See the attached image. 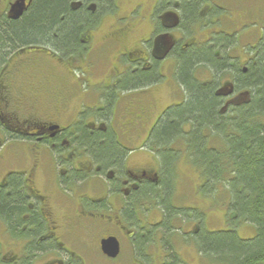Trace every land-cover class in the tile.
<instances>
[{
	"label": "flooded vegetation",
	"instance_id": "obj_1",
	"mask_svg": "<svg viewBox=\"0 0 264 264\" xmlns=\"http://www.w3.org/2000/svg\"><path fill=\"white\" fill-rule=\"evenodd\" d=\"M38 1L0 0V31L20 26ZM136 1L113 0L111 8L82 27L75 46L59 47L39 33L4 46L0 264H187L192 256L194 261L203 257L195 239L205 231L194 206L179 208L170 199L165 222L158 205L165 193L161 162L150 150L179 151L186 145V124L168 143L156 139L159 122L184 103L178 79L182 56L212 42L218 49L225 38L233 61L236 36L213 30L220 24L217 10L223 9L214 10L209 0H200L194 16L185 20L179 0L153 5L138 0L132 6ZM125 4L132 8L120 15ZM81 7L80 1L71 3L73 10ZM86 10L95 13L96 4ZM107 20L113 26L100 34L97 27ZM202 32L206 35L198 41ZM159 90L168 101L164 107ZM214 95L224 98L223 111L246 94L230 84ZM86 134L110 135L114 150L101 139L105 158L96 157ZM119 135L140 147H125L116 140ZM12 206L14 218L9 217ZM173 210L183 211L188 220L179 223ZM182 223L187 226L183 237L171 236ZM111 238L118 245L115 256L102 245Z\"/></svg>",
	"mask_w": 264,
	"mask_h": 264
},
{
	"label": "trees",
	"instance_id": "obj_2",
	"mask_svg": "<svg viewBox=\"0 0 264 264\" xmlns=\"http://www.w3.org/2000/svg\"><path fill=\"white\" fill-rule=\"evenodd\" d=\"M76 1L82 3L79 10L71 8ZM179 1L184 20L194 16L200 0ZM89 3L96 4L93 14L86 10ZM112 3L113 0H39L20 26L0 31V54L5 45L34 39L35 33L59 47L75 46L82 27L111 8ZM235 38L232 43L236 47ZM226 40H220L218 49L212 42L182 56L178 79L185 93L184 103L159 122L156 139L168 143L182 125H188L189 130L182 134L187 148L184 154L190 158L195 172L205 179L206 193L218 186L226 197L228 213L235 223L221 231L198 234L195 242L202 256L215 264H264V36L249 48L245 71L228 57ZM200 71L209 73L210 83L195 80ZM226 76L230 77L233 89L245 93L247 98L222 111L224 98L215 96L214 91ZM101 137L86 134L88 148L99 158L105 155L99 140L105 139L114 150L110 135ZM150 151L161 162V188L165 194L158 199V205L166 222L171 215L167 207L172 194L168 182L179 151ZM14 210L10 208V215L7 212L10 218H14ZM173 212L184 214L180 210ZM240 224L253 225L255 236L240 239L236 233ZM169 233L175 234L172 230Z\"/></svg>",
	"mask_w": 264,
	"mask_h": 264
},
{
	"label": "rangeland",
	"instance_id": "obj_3",
	"mask_svg": "<svg viewBox=\"0 0 264 264\" xmlns=\"http://www.w3.org/2000/svg\"><path fill=\"white\" fill-rule=\"evenodd\" d=\"M156 1L157 0H152L151 5L155 4ZM209 3L213 5L214 10L216 6L223 9L222 11L217 10V18L220 21V24L213 26V30L218 29L219 31L230 34L235 33L236 47L231 50V54L239 67H244L249 58V48L255 45L264 36V0H209ZM135 4H138V0L134 2L132 6ZM128 6L129 5L127 4L123 5L119 14L121 15L122 13L126 16L127 11L132 8H129ZM111 26H113V23L111 20H107L105 23L103 22L99 28L97 27V29H99L100 34H107L109 33ZM205 35V32L199 34L197 36L198 41H202L204 39L203 36ZM198 73L197 78L199 81H208V72L200 71ZM230 84V77L226 76L220 80L216 89L219 88L223 90ZM144 89H148V86ZM128 95L130 94H127V96ZM238 97L239 99H242V101L238 103L240 104L246 100L247 95L244 97ZM157 99L162 103V107L165 106L164 102L168 103L166 95L162 90L158 91ZM116 140L121 144H124L127 148L140 147L139 143L126 144L129 142L123 139L122 135L117 136ZM219 140L220 139L217 138L215 141L218 143ZM186 150L187 148H185L184 145L179 149L180 156H177L176 160L179 158L177 165L170 176L173 191L171 196L172 203L179 208L190 205L194 206L199 216H202V228L205 232L221 231L230 227L229 224H234L235 220L228 213L227 201L223 194V190L218 186H215L210 194L206 193L207 184L205 179L193 169L192 164L188 161L190 158L187 154H184ZM149 153L151 154V152ZM156 159L159 160L158 157H156ZM154 212L155 214H159L160 211L156 210ZM154 212L152 213L154 214ZM176 216L178 222L188 220L186 213L183 214L182 212H179ZM186 228L187 226L183 223L178 226V230L174 234L175 238H182L186 232ZM255 232V227L251 224H240L236 227L238 237L243 240L252 239L255 236ZM194 260L195 257L192 256V260L187 259L186 262L187 264H215L211 263L205 257H201L198 261ZM96 264L99 263L96 262Z\"/></svg>",
	"mask_w": 264,
	"mask_h": 264
},
{
	"label": "water",
	"instance_id": "obj_4",
	"mask_svg": "<svg viewBox=\"0 0 264 264\" xmlns=\"http://www.w3.org/2000/svg\"><path fill=\"white\" fill-rule=\"evenodd\" d=\"M105 253L109 256H115L118 252V245L116 241L111 238L102 242Z\"/></svg>",
	"mask_w": 264,
	"mask_h": 264
}]
</instances>
